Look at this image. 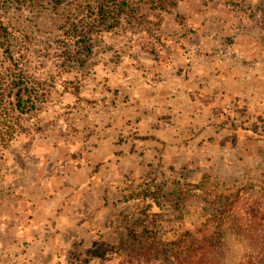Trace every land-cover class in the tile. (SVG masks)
I'll use <instances>...</instances> for the list:
<instances>
[{"label":"rangeland","instance_id":"374dc122","mask_svg":"<svg viewBox=\"0 0 264 264\" xmlns=\"http://www.w3.org/2000/svg\"><path fill=\"white\" fill-rule=\"evenodd\" d=\"M96 3L0 0V85L22 69L40 98L0 112V264H125L132 225L231 193L229 247L264 262V0H118L108 25Z\"/></svg>","mask_w":264,"mask_h":264},{"label":"trees","instance_id":"16d2710c","mask_svg":"<svg viewBox=\"0 0 264 264\" xmlns=\"http://www.w3.org/2000/svg\"><path fill=\"white\" fill-rule=\"evenodd\" d=\"M85 1L87 0H53V3L56 8L62 5L82 4ZM96 1V4L99 5L96 8L97 13L100 10L102 13L100 17L107 25L111 19L114 20V23H118L120 19L129 15L127 6L116 10L118 0ZM143 3L145 7L164 10L163 0H143ZM171 5L177 6L176 3ZM104 7L107 10L103 11ZM110 27H113L112 24L106 28ZM91 31L90 24H86L84 27L75 25L68 34L69 40L80 38L79 40L82 41L84 37L81 36H86ZM31 84L30 77L21 69L20 73L11 76V82L0 85V112L2 115L7 117L8 114L13 113L21 118L34 110H39L40 98ZM218 199V208H215L212 214L201 217L200 222L193 227L183 224L184 215L183 218H179L182 224L178 230L171 234H165L163 230H150L146 228L144 222L132 225L129 230V238L132 243L128 248L125 264H264L251 256L242 255L240 257L236 247H233V251L229 247V237H233L238 242L246 235L242 227V220L227 211L228 207H234L237 204L238 194L220 195ZM207 204L209 205V203ZM249 226V236L245 239L253 242L252 235L258 233L259 230L252 220ZM79 264H89V261L85 258Z\"/></svg>","mask_w":264,"mask_h":264}]
</instances>
